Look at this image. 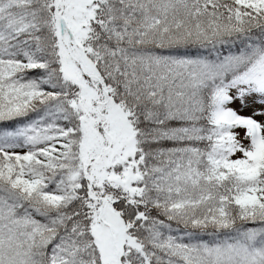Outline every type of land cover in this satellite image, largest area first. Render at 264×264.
<instances>
[{
    "label": "snow or ice",
    "instance_id": "1",
    "mask_svg": "<svg viewBox=\"0 0 264 264\" xmlns=\"http://www.w3.org/2000/svg\"><path fill=\"white\" fill-rule=\"evenodd\" d=\"M0 264H264V0H0Z\"/></svg>",
    "mask_w": 264,
    "mask_h": 264
}]
</instances>
